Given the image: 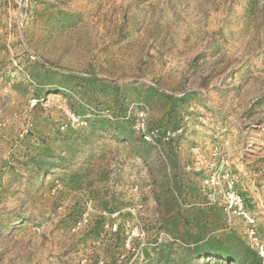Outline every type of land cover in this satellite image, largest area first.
Instances as JSON below:
<instances>
[{
	"label": "rangeland",
	"instance_id": "obj_1",
	"mask_svg": "<svg viewBox=\"0 0 264 264\" xmlns=\"http://www.w3.org/2000/svg\"><path fill=\"white\" fill-rule=\"evenodd\" d=\"M0 264H264V0H0Z\"/></svg>",
	"mask_w": 264,
	"mask_h": 264
}]
</instances>
